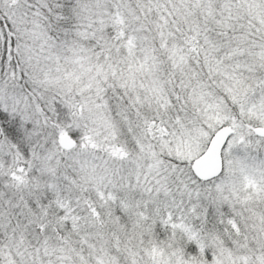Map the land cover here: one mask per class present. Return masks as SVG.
I'll return each instance as SVG.
<instances>
[{
  "label": "snow or ice",
  "instance_id": "6c2138e0",
  "mask_svg": "<svg viewBox=\"0 0 264 264\" xmlns=\"http://www.w3.org/2000/svg\"><path fill=\"white\" fill-rule=\"evenodd\" d=\"M0 264H264V0H0Z\"/></svg>",
  "mask_w": 264,
  "mask_h": 264
}]
</instances>
